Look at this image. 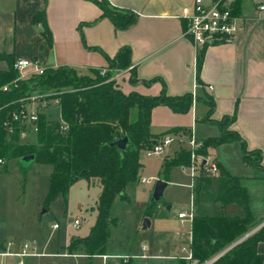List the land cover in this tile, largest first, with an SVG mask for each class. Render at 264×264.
<instances>
[{
	"label": "crops",
	"instance_id": "obj_1",
	"mask_svg": "<svg viewBox=\"0 0 264 264\" xmlns=\"http://www.w3.org/2000/svg\"><path fill=\"white\" fill-rule=\"evenodd\" d=\"M102 2L111 9L134 14L135 24L127 30H116L107 18H101ZM252 5L255 7L252 15L242 13L241 3L235 10L240 18V29L232 40L196 52L185 34V14H191L193 0H0V56L5 55L12 61L38 59L46 69L66 67L86 74L89 70H106L107 59L114 58L121 48H128L130 67L113 75L124 94L134 92L155 97L164 90L170 97L192 96L191 107L185 114L174 113L164 106L151 112V134L179 129L177 135L181 138L170 158L163 159L161 170L164 172V162L173 158L180 145L188 148L189 137L200 141L219 138L222 130L215 122L234 117L227 131L240 137L247 152L260 151L262 169L244 163V149L238 141L208 147L206 156L213 158L219 168L240 179L247 190L251 209L250 189H264V10L259 9L264 6V0H253ZM41 11L45 12L51 44L42 36V26L31 22ZM6 69L5 61L0 60V70ZM132 74L138 80L135 84L129 81ZM210 100L214 109L207 117ZM142 154L139 158L141 169L144 167L140 160ZM231 154L236 161L231 160ZM9 162L21 167L18 161ZM49 167L52 173V167ZM163 181L167 182V179ZM189 189L197 198L194 217H214L206 214L214 208L219 210L218 215L225 214L232 206L220 210L215 203V179L203 184L198 192L190 185ZM203 189L208 191L204 195ZM167 205L165 202L161 206L158 204L152 217L147 218L150 226L155 221H171V235L154 233V240L136 250L130 248L121 255H107L104 248L103 255L88 257L79 249L69 251V246L72 241L86 237L95 220L87 234L73 237L70 233H61L60 227L53 229L52 225L46 239L31 241L40 256L28 259L25 264H93L94 260H100L101 264H166V261L180 264L182 260L175 257L182 255L183 248L191 249L192 224L182 223L177 217L187 211H178L172 217V209L169 214L162 213L161 208ZM144 213L143 218H146ZM79 226L74 228L71 224L68 227L78 229ZM4 242L0 240V244ZM142 247L147 251L143 252ZM256 250L264 255V241ZM123 257L130 259L124 263Z\"/></svg>",
	"mask_w": 264,
	"mask_h": 264
},
{
	"label": "trees",
	"instance_id": "obj_2",
	"mask_svg": "<svg viewBox=\"0 0 264 264\" xmlns=\"http://www.w3.org/2000/svg\"><path fill=\"white\" fill-rule=\"evenodd\" d=\"M240 3L241 0H235L232 7L234 15H237ZM100 8L101 18H107L116 30H127L136 22L134 14L111 9L105 2L100 4ZM31 22L42 26V36L51 44L45 12H38ZM0 60L5 61L7 66L6 70H0V86H3L14 81L17 74L13 70L15 60L12 61L5 55L0 56ZM107 64L103 76L100 74L101 70H89L86 74H80L66 67L46 69L41 76L18 82L17 87L11 88L9 93L0 94V106H3L0 110V161L4 162L0 166V174L6 171L9 161L19 162L23 157L33 155L34 163L52 167L48 194L50 200L59 195L65 196L69 188L80 179L99 181L101 191L95 207V223L86 237L72 241L69 246V251L79 249L88 257L103 255L110 226L115 224L109 217L110 208L116 198L125 199L127 185L138 180L140 154L152 148L162 136L179 133V129H171L160 135L151 134L152 110L164 106L174 113L185 114L193 101L191 95L170 97L164 90L155 97L134 92L124 94L111 78L116 71H124L130 67L128 48H121L114 58L107 59ZM129 81L132 84L138 82L133 74ZM32 94L57 99L60 120L51 123L41 115L36 141L28 144L22 143L24 138L17 125L9 133L4 129V123L9 120L12 112L20 108L19 101ZM207 104L209 117L214 105L211 100ZM233 121L234 117H225L215 122L222 130L221 136L202 141L203 148L197 153L206 156L208 147L238 141L244 149V163L249 167L262 169L260 151L247 152L240 137L227 131ZM62 126L64 130L61 129ZM123 138H127L128 143L126 149L120 151L112 144ZM188 164L189 153L179 150L173 158L164 162V174L167 175L174 167ZM20 166L22 174H25L28 167ZM204 178L205 176L200 175L197 179L196 192L203 184L210 182ZM215 180V203L219 209L236 205L244 216H195L191 226L192 260L196 264H204L218 256L210 264H264V255L258 254L256 250L257 245L264 241V227L225 251L253 229L252 217L248 193L240 179L219 168ZM157 205L158 203H149L144 217L151 218ZM180 264H185V261Z\"/></svg>",
	"mask_w": 264,
	"mask_h": 264
},
{
	"label": "rangeland",
	"instance_id": "obj_3",
	"mask_svg": "<svg viewBox=\"0 0 264 264\" xmlns=\"http://www.w3.org/2000/svg\"><path fill=\"white\" fill-rule=\"evenodd\" d=\"M252 3L253 0H242L243 14H253L255 7ZM50 107L44 116L48 122L56 123L60 120L59 108ZM35 141L36 138L29 135L22 143L34 144ZM177 147L178 143L173 142L160 157L146 158L142 154L140 160L144 167L139 171L138 180L126 187V199L116 198L110 208L109 217L115 220V224L110 226L105 254L121 255L127 253L130 248L136 250L141 245L149 244L154 240V233L157 232L171 235L173 230L171 221H155L149 228L142 227L145 219L143 213L150 203L157 181L167 179L166 187L158 201L160 206L164 202L168 204L161 208L162 213L169 214V209H172L170 214L172 217L178 211H188L191 203L194 210L197 198L193 190L189 189V175L180 167L172 168L167 175L164 174L163 169L161 170L163 159H169L172 151ZM185 149L184 145H180L179 150ZM230 158L233 162L236 161L233 154ZM3 164L4 162L0 163V166ZM30 165L25 174H22L15 162H8L6 171L0 174V240L21 243L31 242L34 239L44 240L50 234L52 225L60 227V232L63 234L70 233L71 237L87 234L95 220L96 202L101 191L99 181L80 179L69 188L65 196L59 195L54 200H50L48 194L51 168L34 162ZM204 179L211 181L215 178ZM142 180H146L147 183H142ZM207 192L203 189V195ZM249 194L252 225H260L264 220V189L253 188L250 189ZM218 213L219 210L214 208L206 214L216 216ZM225 214L229 217L244 216L243 211L236 205L228 207ZM74 220H79L81 223L78 229L68 227ZM254 229L256 228L252 230ZM184 246L187 248V243ZM93 262V264H101L100 260ZM166 264L179 263L166 261Z\"/></svg>",
	"mask_w": 264,
	"mask_h": 264
},
{
	"label": "built area",
	"instance_id": "obj_4",
	"mask_svg": "<svg viewBox=\"0 0 264 264\" xmlns=\"http://www.w3.org/2000/svg\"><path fill=\"white\" fill-rule=\"evenodd\" d=\"M235 0H193V9L191 14H185L186 30L185 34L192 42L196 52L212 44L227 42L232 40L240 29V18L233 13V4ZM260 11L264 6H260ZM13 70L16 72V79L8 84L0 86V94H7L11 88H16L17 83L41 76L46 68L38 59L26 60L20 59L13 63ZM106 70H101L103 76ZM113 80V77L111 78ZM48 95L32 94L19 101L20 108L11 113L9 120L4 123V129L9 133L12 127L17 125L21 130L22 138L29 135L36 136L38 133V122L41 115H44L50 106L58 107L57 99H46ZM52 103V104H51ZM3 106H0V110ZM64 130V126L61 128ZM181 138L175 134H166L150 149L143 151L146 158L159 157L164 150L173 142H180ZM187 152L189 153V164L180 166L181 170L190 177V187L194 188L200 175L210 178H216L219 174V168L213 158L198 154L203 148V142L189 137L187 140ZM2 163V161H0ZM142 183H147L142 180ZM178 219L182 223L192 224L194 218L192 204L187 212L178 214ZM79 220H75L73 227L77 228ZM53 229H57L54 225ZM146 252L147 248L142 247ZM36 253L34 242L19 243L16 241L4 242L0 244V264H25L30 258L39 257ZM178 260L187 263H195L192 260L191 249H182V255L175 257ZM127 263L129 257L121 258ZM208 261L204 264H210Z\"/></svg>",
	"mask_w": 264,
	"mask_h": 264
},
{
	"label": "water",
	"instance_id": "obj_5",
	"mask_svg": "<svg viewBox=\"0 0 264 264\" xmlns=\"http://www.w3.org/2000/svg\"><path fill=\"white\" fill-rule=\"evenodd\" d=\"M127 143H128V139L127 138H123L121 140H118V141L114 142L112 145L115 146L116 148H118L120 151H124L126 149ZM32 162H34V156L33 155L25 156L22 159H20V161H19V163L23 167H28ZM165 187H166V182H164V181H157L156 182L155 187H154V192H153V195H152L151 200H150V204L158 203L159 198H160V196H161V194H162V192H163ZM149 226H150V221H149L148 218H145L143 220V226L142 227H143V229H146ZM262 226H264V223H262L260 226H258L256 229L252 230L251 232L247 233L245 236H243L240 240H238L237 242L232 244L225 251L229 250L230 248H232L235 245H237L238 243H240L242 240L246 239L247 237H249L250 235L255 233ZM217 257L213 258L211 261H214Z\"/></svg>",
	"mask_w": 264,
	"mask_h": 264
}]
</instances>
